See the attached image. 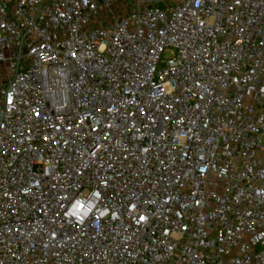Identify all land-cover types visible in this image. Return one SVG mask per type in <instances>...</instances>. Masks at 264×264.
<instances>
[{
	"label": "built area",
	"instance_id": "obj_1",
	"mask_svg": "<svg viewBox=\"0 0 264 264\" xmlns=\"http://www.w3.org/2000/svg\"><path fill=\"white\" fill-rule=\"evenodd\" d=\"M0 65V264H264V0H0Z\"/></svg>",
	"mask_w": 264,
	"mask_h": 264
},
{
	"label": "rangeland",
	"instance_id": "obj_2",
	"mask_svg": "<svg viewBox=\"0 0 264 264\" xmlns=\"http://www.w3.org/2000/svg\"><path fill=\"white\" fill-rule=\"evenodd\" d=\"M165 54H166V56H170L171 55V51L168 50V51H166ZM4 74H5L4 67L2 65H0V85L3 83L2 82V77L4 76Z\"/></svg>",
	"mask_w": 264,
	"mask_h": 264
},
{
	"label": "snow or ice",
	"instance_id": "obj_3",
	"mask_svg": "<svg viewBox=\"0 0 264 264\" xmlns=\"http://www.w3.org/2000/svg\"><path fill=\"white\" fill-rule=\"evenodd\" d=\"M80 207H83V205H80ZM141 219H144L143 217H141Z\"/></svg>",
	"mask_w": 264,
	"mask_h": 264
}]
</instances>
